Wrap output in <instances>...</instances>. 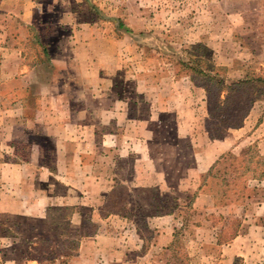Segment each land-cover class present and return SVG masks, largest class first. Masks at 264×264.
<instances>
[{
  "label": "rangeland",
  "instance_id": "374dc122",
  "mask_svg": "<svg viewBox=\"0 0 264 264\" xmlns=\"http://www.w3.org/2000/svg\"><path fill=\"white\" fill-rule=\"evenodd\" d=\"M38 1L44 73L0 85V264H264V85L219 132L196 72L264 80V0Z\"/></svg>",
  "mask_w": 264,
  "mask_h": 264
},
{
  "label": "crops",
  "instance_id": "0c3cea01",
  "mask_svg": "<svg viewBox=\"0 0 264 264\" xmlns=\"http://www.w3.org/2000/svg\"><path fill=\"white\" fill-rule=\"evenodd\" d=\"M40 4L38 0H0V85L16 84L17 91L23 90L26 94L31 80L39 76V71L44 73L42 65L26 61L24 49L32 40L42 45L37 35L31 34L39 24ZM41 50L43 56L48 54L46 46H41ZM14 100L16 106L24 108L27 104L25 98Z\"/></svg>",
  "mask_w": 264,
  "mask_h": 264
},
{
  "label": "trees",
  "instance_id": "16d2710c",
  "mask_svg": "<svg viewBox=\"0 0 264 264\" xmlns=\"http://www.w3.org/2000/svg\"><path fill=\"white\" fill-rule=\"evenodd\" d=\"M121 26V24H120ZM198 75H202L207 80H212V83H209L210 85L205 86V92H206V103H207V112L210 116H213L212 118L215 119V116L217 115V108L222 109L219 111V122L217 129H214V131H219L222 129H229V128H238L243 123V120L245 116L247 115L248 108L251 105V102L249 106L247 105L246 110L243 109L242 111L238 113L235 112L236 108L240 106V100L239 97L245 92H248V90L252 86H259L262 87L264 85V80L261 77H245L243 79H237L234 81L229 82L226 84L222 79H218L217 81L214 80L213 77L206 75L205 73H202L201 71H196ZM236 103L235 107L232 109L231 105ZM211 132V131H210ZM209 133V132H208ZM216 137V136H214ZM249 150L242 151L239 155H232L229 156L240 162L239 156L242 158ZM242 161V160H241ZM227 185V183H226ZM176 237V235H175ZM173 243V242H172ZM175 255H172V260L175 259ZM239 258H236L238 260ZM235 260V261H236ZM236 264V262H234Z\"/></svg>",
  "mask_w": 264,
  "mask_h": 264
}]
</instances>
